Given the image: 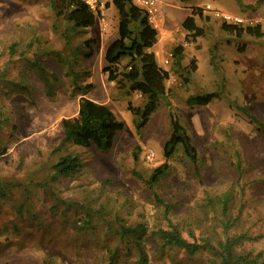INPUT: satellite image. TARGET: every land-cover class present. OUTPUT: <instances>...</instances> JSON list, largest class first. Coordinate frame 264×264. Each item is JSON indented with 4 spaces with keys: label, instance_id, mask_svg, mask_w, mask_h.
Listing matches in <instances>:
<instances>
[{
    "label": "rangeland",
    "instance_id": "374dc122",
    "mask_svg": "<svg viewBox=\"0 0 264 264\" xmlns=\"http://www.w3.org/2000/svg\"><path fill=\"white\" fill-rule=\"evenodd\" d=\"M154 2L157 11L151 24L159 37L152 51L171 76L167 96L138 130L140 121L128 107L141 108L145 99L120 89L102 73L106 48L119 38L113 5L94 26L78 29L58 15L61 5L55 0H0V65L7 63L5 80L17 78L22 57L39 59L61 80L52 96L45 94L39 77L26 81L33 88L30 95L0 96L8 119L0 131V192L6 191L0 200V264H105L114 248L120 250L117 264H138L132 241L107 233V224L95 211L105 205L114 226L144 222L152 227L160 218L154 194L175 204L170 218L184 237L193 228L197 237L208 238L213 232L221 237L222 230L205 221L210 226L205 236L193 222L212 216L207 196L231 193L230 211L237 218L231 232L252 238L238 251L264 256V37L238 39L221 29L228 23L260 25L264 31V0ZM198 9L202 16L194 19L204 35L192 41L182 25ZM12 45L16 54L9 61ZM178 46L183 47L180 62L188 66L186 71L174 65L173 50ZM212 93L218 98L207 106L186 104L191 96ZM82 97L106 105L124 124L107 153L71 143L61 146L62 121L77 116ZM172 115L198 151L197 168L183 158L180 148L173 159L164 158ZM66 155L78 156L81 169L50 182L53 165ZM165 163L170 172L154 189L135 176L149 178ZM90 214L89 226L96 230H79L76 226H86ZM142 244L148 264H207L205 252L188 256L180 249L161 248L149 233Z\"/></svg>",
    "mask_w": 264,
    "mask_h": 264
},
{
    "label": "trees",
    "instance_id": "16d2710c",
    "mask_svg": "<svg viewBox=\"0 0 264 264\" xmlns=\"http://www.w3.org/2000/svg\"><path fill=\"white\" fill-rule=\"evenodd\" d=\"M185 2L187 0H181ZM61 5L58 11L59 16H63L65 21L71 23L74 28L92 27L97 19L101 18L98 13L92 12L80 0H55ZM113 5L118 15V34L119 38L113 41L106 48L104 61L105 67L102 73L107 76L109 82L116 83L120 89H128L130 93H138L144 99V106L135 108L129 105V111L139 119L138 130L144 128L150 117L158 110L161 99L168 93L167 83L170 80V71L162 68L155 53L152 51L158 43V31L152 26L147 11L139 8L133 0H112L107 8ZM202 16V10H193L183 23V29L188 32L189 38L196 41L204 35L201 28L196 25L194 17ZM221 29L224 32L235 35L238 39L244 35L260 39L264 37V31L260 25L243 26L240 24L223 23ZM16 54V45L10 46L8 60H12ZM24 56V54H23ZM183 47L178 46L173 50L174 65L178 70L186 71L187 67H182L181 58ZM58 56V60H59ZM126 61V64L124 62ZM20 70L14 81H7L8 66L6 62L0 65V96H11L12 93H24L30 95L33 88L26 83L30 77H39L44 92L47 96H52L55 87L61 83L57 72L49 73L45 65L37 58H19ZM191 66L196 70L195 60ZM4 67V68H3ZM90 86H86L85 90ZM217 94H205L191 96L186 104L189 107H204L217 99ZM252 121L255 118L248 115ZM6 110L0 106V131L7 123ZM172 132L164 145L163 155L166 161L171 160L179 153V148L183 158L198 167L199 154L192 143L186 129L180 125L175 115L171 116ZM63 139L61 146L73 144L74 146L90 148L94 147L100 153H107L112 150L116 135L124 130V124L117 120L110 109L103 104H98L90 99L82 97L79 101V110L76 117L62 121ZM82 162L78 156L66 155L59 158L53 167L50 182L56 183L60 178H66L76 174L82 167ZM170 172V165L165 163L152 171L149 178L136 175L149 188L154 189L161 179ZM46 187L47 185L44 184ZM6 196V191L0 192V200ZM155 209L160 214L158 223L152 227L144 222H136L132 225L122 224L114 226L115 220L110 221L111 211L104 212L105 205H101L98 211L100 222L106 223L107 233H112L119 237L121 241H129L138 249V264H148L146 246L142 244L144 236L149 233V237L159 243L161 248H175L184 251L188 256H196L200 252L208 254L207 264H264L262 253H243L238 251V247L246 240H252L246 233H232L233 226L236 225L237 218H233L230 211L232 202L231 193L221 196H207L209 203L208 211L212 216L205 215V218H198L193 223L200 229L201 234L206 236L205 221H213L223 234L208 235L207 237H197L193 228L189 230L188 237H184L179 224L172 221L170 214L175 208V204H166L158 194H154ZM55 209V208H54ZM104 212V214H102ZM107 213V214H106ZM162 214V216H161ZM92 214L85 221L86 226H76L81 230L83 227H90L93 232L96 226H89ZM83 221V220H82ZM194 226V227H196ZM103 227V226H102ZM114 228V230H112ZM108 259L105 264H117L120 256L118 248L109 249Z\"/></svg>",
    "mask_w": 264,
    "mask_h": 264
},
{
    "label": "built area",
    "instance_id": "2783aa9c",
    "mask_svg": "<svg viewBox=\"0 0 264 264\" xmlns=\"http://www.w3.org/2000/svg\"><path fill=\"white\" fill-rule=\"evenodd\" d=\"M80 1H82L86 6H88V8L92 12L97 14L99 13L101 16L104 15L107 6L112 2V0H80ZM133 2L139 8L148 12L149 20L151 23L153 13L157 11V8L154 7L155 4L154 0H133Z\"/></svg>",
    "mask_w": 264,
    "mask_h": 264
},
{
    "label": "crops",
    "instance_id": "0c3cea01",
    "mask_svg": "<svg viewBox=\"0 0 264 264\" xmlns=\"http://www.w3.org/2000/svg\"><path fill=\"white\" fill-rule=\"evenodd\" d=\"M187 2V1H186ZM111 6V5H110Z\"/></svg>",
    "mask_w": 264,
    "mask_h": 264
}]
</instances>
